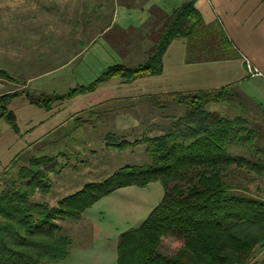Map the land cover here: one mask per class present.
Returning <instances> with one entry per match:
<instances>
[{
    "label": "trees",
    "instance_id": "16d2710c",
    "mask_svg": "<svg viewBox=\"0 0 264 264\" xmlns=\"http://www.w3.org/2000/svg\"><path fill=\"white\" fill-rule=\"evenodd\" d=\"M146 1H91V13L96 18L93 41L102 36L118 54L125 55L129 46L148 38L152 46L143 62L114 64L92 83L77 85L63 94L13 90L0 96V118L16 128L15 114L7 104L18 95L49 108L79 93L94 91L113 77L131 82L160 74L164 53L178 37L191 42L201 34L210 58L232 56V42L218 22L204 24L197 0H185L172 13L152 6L150 18L138 28L124 29L113 23L116 5L134 8ZM0 77L12 80L2 68ZM143 97L161 109L173 104L185 110L167 117L161 114L163 122L154 123V130L146 128L134 140L108 131L104 141L108 149L121 151L143 144L152 158L149 163L121 166L106 178L86 183L62 198L56 207L31 198L50 192L49 175L57 171V159L32 156L19 168L18 178L0 191V264L58 263L69 255L72 241L59 233L57 218L79 219L87 208L114 190L129 185L144 187L152 181L162 184L163 198L138 227L120 234L117 264L250 263L256 248L264 245V198L250 194L239 177L244 172L264 176V126L259 120L242 115L225 117L207 107L229 99L248 106L249 99L232 85ZM233 147L244 152L239 154ZM165 236L182 241L175 253L159 250ZM256 264H264V256Z\"/></svg>",
    "mask_w": 264,
    "mask_h": 264
},
{
    "label": "crops",
    "instance_id": "0c3cea01",
    "mask_svg": "<svg viewBox=\"0 0 264 264\" xmlns=\"http://www.w3.org/2000/svg\"><path fill=\"white\" fill-rule=\"evenodd\" d=\"M184 1L147 0L142 6L134 8L116 5L113 23L124 29L138 28L150 18L152 6L172 13ZM196 7L205 25L218 22L223 28L232 42L231 57L210 58L208 45L201 34L191 42L186 37H178L164 53L163 70L160 74L141 76L131 82L113 77L101 83L94 91L79 93L68 100L56 102L49 108L31 103L25 95L15 96L10 99L7 108L15 114L16 128L5 118H0V156L5 155L4 160H0V170L10 166L14 159L32 146L51 136L57 137V132L79 114L108 103L143 96L218 89L232 85L247 96L250 101L248 106L255 108L264 118V0H197ZM151 46L152 41L144 38L129 46L125 55H120L99 36L82 49L79 58L75 56L62 65L31 76H27L21 68L17 76L24 79L16 84L18 87L15 89L9 87L13 81L0 77V96L24 88L38 93L63 94L77 85L92 83L114 64H126L125 60L130 53L139 52L141 57L127 65L143 62ZM248 62L263 75L251 76ZM74 64L75 67L69 68ZM2 68L10 72L6 66ZM66 68L72 69V73L69 71L71 77L63 74L60 81L54 82L53 75ZM10 75L13 77L12 73ZM44 79L49 80L43 81ZM100 121L98 118L93 120L94 123ZM127 121L132 124L131 133L140 132V127L134 130L136 123H139L138 117L131 116ZM56 153L63 154L62 150ZM110 174L112 173L107 176ZM163 195L162 184L152 181L144 187H121L102 197L82 213L81 220L87 228L84 233H80L83 243L73 245L69 255L56 264H117L120 234L138 227L161 202Z\"/></svg>",
    "mask_w": 264,
    "mask_h": 264
},
{
    "label": "rangeland",
    "instance_id": "374dc122",
    "mask_svg": "<svg viewBox=\"0 0 264 264\" xmlns=\"http://www.w3.org/2000/svg\"><path fill=\"white\" fill-rule=\"evenodd\" d=\"M91 1L97 0H0V68L6 66L10 72L5 70L13 74V80L7 78L13 81V84L9 85L10 89L17 88L16 84H20L24 79L17 76L21 68L27 76H31L62 65L75 56L79 58L82 49L89 45L95 36L93 28L96 18L91 13ZM128 55L125 65L136 62L141 57L139 52ZM72 67H75V64L69 68ZM69 71L72 69L66 68L53 75L54 82L60 81L63 74L70 78ZM46 80L49 79L43 81ZM207 107L218 115L229 118L237 115L247 116L259 120L264 126V118L260 112L253 107L243 106L237 100L213 102ZM184 110L185 107L179 108L173 104L167 109H161L140 97L108 103L94 108L91 112L81 113L57 132V137L51 136L32 146L13 164L1 169L0 191L8 187L13 179L18 178L19 168L27 165L30 157L50 155L59 163L57 171L49 175L51 190L48 194L37 193L31 199L56 207L62 198L77 192L87 181L102 180L124 165L145 164L151 161L152 158L145 152L143 144L122 151L108 149L104 141L106 132L115 131L134 140L141 137L146 128L154 130V123L163 122L161 114L167 117L171 113L181 114ZM98 115L101 117H97ZM131 116L139 118V123H136L134 128L137 130V127H140L139 133L130 132L132 124L127 118ZM96 118L101 121L94 123ZM233 149L239 154L244 152L243 149ZM58 150H62L63 154H57ZM4 157L5 155L0 156V160L3 161ZM244 174L245 172L240 174L239 179L248 192L264 198V176L251 172ZM56 222L61 227L59 233L70 236L71 246L83 243L80 233H84L87 228L81 218L59 217ZM181 244L182 241L165 236L159 250L165 254H173ZM263 256L264 245L258 246L249 264H256Z\"/></svg>",
    "mask_w": 264,
    "mask_h": 264
},
{
    "label": "built area",
    "instance_id": "2783aa9c",
    "mask_svg": "<svg viewBox=\"0 0 264 264\" xmlns=\"http://www.w3.org/2000/svg\"><path fill=\"white\" fill-rule=\"evenodd\" d=\"M248 72L251 76H261L263 75L262 72L255 66H253L252 64H250V62H248Z\"/></svg>",
    "mask_w": 264,
    "mask_h": 264
}]
</instances>
